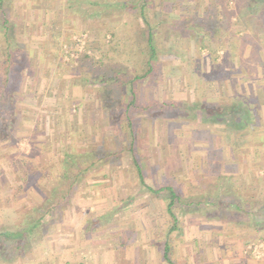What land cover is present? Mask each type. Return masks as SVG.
<instances>
[{
	"label": "rangeland",
	"instance_id": "rangeland-1",
	"mask_svg": "<svg viewBox=\"0 0 264 264\" xmlns=\"http://www.w3.org/2000/svg\"><path fill=\"white\" fill-rule=\"evenodd\" d=\"M120 3L134 8H116ZM109 5L112 8H106ZM215 16L218 25L210 21ZM4 19L13 26L10 40ZM262 21L264 3L259 0H2L0 112L9 115L2 113L10 109L5 103L9 90L16 93L17 112L10 139L0 142V264H12L7 259L19 252L18 243L20 248L24 243L44 248L54 234L50 225L70 224L74 212L92 220L100 212L120 208L118 217L93 226L92 233L104 230L113 236L114 222L129 221L120 231L122 237L132 236L133 222L139 231L136 241L158 240L147 228L153 227V215L162 214L168 192L154 195L141 186L134 155L148 187H172L186 201L197 198L206 206L191 215L175 206L177 223L187 226L189 233L195 223L235 226L236 236L248 241L240 251L251 258L245 252L247 244L264 243V217L255 213L261 203L252 205L251 214L218 204L242 202L248 193L264 194ZM148 31L157 50L153 60L146 46ZM7 41L10 58L18 60L11 61L16 66L3 88L7 65L2 45ZM145 75L135 84L136 77ZM128 81L134 83L137 103L148 107L133 102L134 153L122 112L130 97ZM121 88L125 94L120 96ZM234 102L251 113V124L240 132L206 123L204 114L190 109ZM86 153L95 154L99 164L66 192L70 182L60 181L59 187L55 180L59 163L65 155ZM226 174L235 179V191L217 186ZM55 186L67 193L61 206L52 214L36 212ZM205 201L217 207H207ZM20 205L27 222L43 218L16 242L5 234L19 233L23 218H14L5 228L3 222L9 212L19 213ZM241 222L249 225L241 227Z\"/></svg>",
	"mask_w": 264,
	"mask_h": 264
},
{
	"label": "crops",
	"instance_id": "crops-1",
	"mask_svg": "<svg viewBox=\"0 0 264 264\" xmlns=\"http://www.w3.org/2000/svg\"><path fill=\"white\" fill-rule=\"evenodd\" d=\"M210 21L215 25L219 24L217 17L212 18ZM214 24H211V26H214ZM215 30L216 29L213 31ZM211 37L212 41H214V36L208 35L209 40ZM202 40H207V37ZM223 166L225 168L228 166L229 169H232L228 164H223ZM254 166L253 163L248 169L250 170ZM178 175L182 178L185 176L183 173H181V176L180 173ZM226 176L227 177L221 178L222 180L220 183L218 182L217 186H224V188L226 187L228 190L232 189V191H235L233 190L235 188V179H228L229 174H226ZM245 180V186H248L249 180L246 178ZM249 187H245L246 190L250 189ZM149 193L157 195L153 192ZM251 194L253 193L245 194L242 202L232 199L230 201L228 200L226 201L227 205L225 207H233L237 212L251 214L252 205H255L256 202L259 201L258 205L261 204L257 207L258 209L255 213L260 212L259 214L264 217V213H261L264 211V194L259 197ZM228 202H230V204H228ZM211 203L212 205L216 204L213 202ZM178 207L182 209L184 214H198L202 211L198 208L187 210L181 206ZM215 207H217V205H213V208ZM19 209L21 211L16 214L10 213V210L7 211L9 212L8 217H6L7 215L4 216L3 227H7V224L12 225L16 218H23V222L20 223L21 227H19L17 231L25 236L27 232H29L27 226L28 222L26 221L27 217L24 213L25 209H23L22 206ZM106 213H108V211H103L98 214L104 215ZM161 213V215H153L154 221L152 223L153 227L150 228L151 231L147 228V233L153 232L152 235L159 236L157 238L158 240L153 239L149 242L142 243L139 242V240L136 241L139 231L134 227L133 222L130 224V227H132V232L130 231L132 236L126 239L122 237L120 231H123L122 227H129V225H126L129 221L114 222L113 228L114 230L116 229L115 234L110 236V233L107 235V232H104V230L102 232L92 233L89 223L90 220L87 218L93 217L83 216L82 214L77 215L74 212L72 214L76 217L73 218V220L71 219L70 224L63 221L59 225L56 223L50 225L49 230L54 234L52 238H50V241L45 244L44 248L36 244L32 246L27 243H24L23 247L20 248L21 243L20 245L18 243L16 248L19 249V252L16 254L14 253L11 258L7 257V261L12 264H263L262 262L251 260V258L243 256L240 250L244 248L243 246H245L248 241L243 242L242 239L239 238L241 235L236 236L235 229H233L235 226L224 229L218 222H207L209 225L206 227H202L201 225L196 226L195 223L194 232L192 231V233H189L187 226L177 223V219L172 213V210H167V205L164 206ZM50 214H52V212H50ZM56 215L58 214H55V216ZM99 215L97 216L100 217L101 215ZM115 217H118L117 212ZM205 217L216 219L209 213H206ZM218 217L219 216H217L216 220H219ZM200 224H202V222H200ZM237 224L241 225V227L249 225L245 222ZM251 227L255 230L258 228L257 225H251ZM116 232L119 233L117 234ZM15 233L16 231L12 234ZM5 235L11 236V233H6ZM161 235L162 241L159 242ZM165 255L169 261L165 259ZM2 262L6 264L4 261Z\"/></svg>",
	"mask_w": 264,
	"mask_h": 264
},
{
	"label": "trees",
	"instance_id": "trees-1",
	"mask_svg": "<svg viewBox=\"0 0 264 264\" xmlns=\"http://www.w3.org/2000/svg\"><path fill=\"white\" fill-rule=\"evenodd\" d=\"M259 1L263 5L264 0H259ZM141 2L147 3V0H141ZM106 8H112V5L106 6ZM116 8L130 9L132 7L128 3H120V5L117 6ZM0 9L2 10V0H0ZM253 12L254 11L251 10L250 14H252ZM263 22L264 21H262V23ZM3 24H4V27L7 28V32L9 35L8 40H10V37H12L11 34L13 33L12 31L13 26L9 25L6 19H4ZM148 32L149 33H148V39L146 41V44H147L146 46H147L148 55L150 59L153 60L155 59L157 50H156V46L153 45V34L151 31H148ZM7 43L8 41L6 42L5 46L2 45L3 46L2 52H4V55H5L3 62H5L7 65L6 67L7 71L5 73V79H4L5 85L3 86V88H5L6 85L9 83L10 77L12 76L13 70L16 66V64H13L11 61L14 59H16V61L18 60V57H15L14 59L13 57L12 59L10 58V52L8 51L10 45L8 43V46H7ZM145 65L147 66V69H148L147 72H150L151 71L150 60H148ZM145 77L146 75L144 76V78L136 77L135 84L141 80L143 81ZM125 83L130 84V90H129L130 97H129V102L125 105L124 108H122L123 110L122 112L125 114V120L128 124V130H130L129 133H131L129 150L131 151V153H134L135 152V149H134V139L135 138H134V130L132 128L133 126L132 119H131L132 118L131 114L133 112L132 108L134 104L137 105V107H142V106L137 103L138 98L136 95V90L134 88L133 81L131 82L128 81ZM120 92H121L120 96L122 95V93L125 94L124 88L123 89L121 88ZM7 94L8 96L5 99V103H7L8 106H10V109L5 107L4 111H2V113L4 114H9L8 116L1 115V112H0V142H4L10 139L11 137L10 131H11L12 123L14 122V116H15V113L17 112V108L15 106L16 105L15 104L16 93L14 91L9 90ZM0 103H2V101H0ZM142 109L148 110V107L144 106L142 107ZM190 109L191 110L195 109L197 111H200L202 114H204L206 116V118L204 119L206 123L211 122L216 125L226 126L228 130L232 132H240L244 130L246 127H248L251 124V121H252L251 113L247 110V108L242 107V105H240L237 102H234L233 104H230L228 106L227 105L226 106H218V105L209 106L206 104L196 105V106L191 107ZM99 162H100L99 158H97V156L93 153H86L84 155H77V156L65 155L58 165V172L56 174L55 180L59 181V187L61 186L60 184L62 183L60 181L70 182L66 192L70 190V193H71L72 189L75 187L76 183L82 178L83 174L94 169V167L97 166ZM133 163H134L133 168H134L135 174L137 178L139 179L141 186L146 188L148 192L159 194L160 192L167 190L168 192L167 210L168 211L172 210V208H174L175 206H181L186 209L198 208V207L201 209V208L206 207L204 206L201 199L195 198L194 200L186 201V199L181 198L172 188L153 190L152 188L148 187V185H146L144 181L141 165L135 155L133 156ZM69 176H70V181L68 180ZM66 192L60 191L59 188L55 186L54 189L49 193L50 196H48V200H45V201L43 200L42 205L37 207L36 212L44 211L46 213L50 210H51L50 212H53V210H57L63 203L64 199L66 198V194H67ZM204 203L207 205V207L211 206V203L209 201H205ZM228 204H230V202H228ZM226 205H227L226 202L224 203L221 202L219 204V207L226 206ZM119 209L116 208L115 210L109 211L108 213L101 215L100 217H97L96 219L90 220L89 223L91 225V228L98 224H105V223L110 222V218L113 217L116 214L117 210ZM42 218L43 217L39 216L34 221L30 223L28 222L27 224L29 228L28 230L29 232H27L28 234L33 232V230L41 222ZM6 236L10 237L11 239L17 242V241H22L24 235L22 233H15V234H11V236H8V235ZM165 259L168 260L166 255H165Z\"/></svg>",
	"mask_w": 264,
	"mask_h": 264
},
{
	"label": "built area",
	"instance_id": "built-area-1",
	"mask_svg": "<svg viewBox=\"0 0 264 264\" xmlns=\"http://www.w3.org/2000/svg\"><path fill=\"white\" fill-rule=\"evenodd\" d=\"M245 248V252L251 258L264 264V243L262 241L250 242Z\"/></svg>",
	"mask_w": 264,
	"mask_h": 264
}]
</instances>
